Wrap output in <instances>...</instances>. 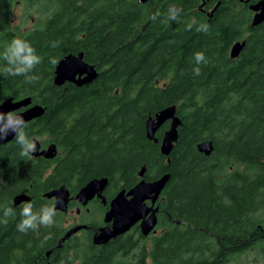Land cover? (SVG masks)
<instances>
[{"label":"trees","instance_id":"1","mask_svg":"<svg viewBox=\"0 0 264 264\" xmlns=\"http://www.w3.org/2000/svg\"><path fill=\"white\" fill-rule=\"evenodd\" d=\"M17 1L0 0V102L30 96L41 105L24 131L42 146L54 141L57 153L21 156L16 135L0 146V264H44L45 252L61 249L63 214L22 233L24 203L39 214L52 207L42 192L62 184L75 191L95 177L108 178L106 196L128 190L143 166L146 180L169 173L158 201L161 231L143 236L135 227L96 247L70 239L65 247L75 256L56 264H227L264 242V21L251 26L249 7L258 0H29L43 16L24 31L9 15ZM202 24L207 32L197 31ZM17 38L42 58L30 73L36 82L3 71V53ZM239 40L245 44L231 57ZM79 51L96 79L54 84L51 60ZM197 52L207 63H196ZM171 104L181 124L164 156L146 137L145 120ZM204 139L213 141L208 156L196 148ZM27 191L30 201L14 205ZM6 208L14 215L5 217Z\"/></svg>","mask_w":264,"mask_h":264},{"label":"water","instance_id":"2","mask_svg":"<svg viewBox=\"0 0 264 264\" xmlns=\"http://www.w3.org/2000/svg\"><path fill=\"white\" fill-rule=\"evenodd\" d=\"M144 2L145 0H141ZM208 0H203L204 4ZM218 3L215 5V7ZM250 9L254 12L251 20V26H257L264 21V0H258L251 4ZM245 44L244 40H239L233 43L230 49L231 57L238 56L239 52ZM98 71L94 64L84 60L82 51L70 53L58 60L54 69L53 82L56 85H63L66 82L75 83L76 85L87 84L96 79ZM44 108L36 103H32L30 96L20 99L13 97L5 98L0 102V112L8 113L14 112L16 115H22L26 122H29L42 115ZM164 124H168L163 131L160 139L155 135L158 129ZM181 124V119L177 114L176 105L171 104L163 107L149 115L145 120V134L149 140L158 143L160 153L168 156L178 138V126ZM16 132L11 128L4 129L3 124L0 123V137H6L0 140V146L13 139ZM39 142L35 141L36 151L35 156H43L44 158H53L57 153V146L55 143H50L46 148L39 150ZM197 150L200 153L208 156L213 151V141L211 139H204L197 143ZM169 161V159H167ZM145 167L143 166L139 173V180L130 189H120L115 196L110 200L109 209L104 213V222H110V225L100 226L98 233L94 235L93 242L98 244H106L110 239L115 238L128 232L132 226L140 221V230L142 235H148L155 232L157 225V211L156 205L160 194L165 187L169 173H165L155 179L146 180L143 175ZM108 184L107 177H95L86 182L78 189L75 198L79 203L85 205L95 195L105 202L103 190ZM47 198L53 197V206L55 210L61 212L67 211V204L70 200V191L64 184L47 190L44 194ZM31 198L26 193H19L12 199L14 205L29 201ZM149 200V204L146 202ZM82 225H75L67 229L64 234L57 241V246L62 247L63 243L70 238V236L81 229ZM50 251H47V255Z\"/></svg>","mask_w":264,"mask_h":264},{"label":"clouds","instance_id":"3","mask_svg":"<svg viewBox=\"0 0 264 264\" xmlns=\"http://www.w3.org/2000/svg\"><path fill=\"white\" fill-rule=\"evenodd\" d=\"M170 18L177 19L176 12L174 8H169ZM180 11H183L180 9ZM155 16L152 17L155 21ZM208 25L202 24L197 31H208ZM54 47L56 45H53ZM3 59L7 63V67L3 69L4 73L10 76H23L25 77V83L36 82L39 78L34 75H30L34 71L37 65L42 62V58L36 54L35 49L30 45V43L22 39H14L11 44L5 49L3 53ZM197 64L207 63L206 58L202 52H197L194 57ZM51 63L53 65L57 64L56 59H52ZM195 75H200V69H194ZM0 123L3 124L4 129L11 128L16 132V141L21 146V156L28 157L30 154L36 151L35 142L31 141L24 129L27 127V122L24 120L22 115H16L14 112L3 113L0 112ZM6 137H0V140ZM5 217L14 215L12 208H6L4 210ZM56 215L55 206L44 207L40 210V213L33 212L32 203H24L22 206L21 216L23 219L17 225L18 231L22 233H27L29 230L36 231L40 226L51 227L54 224V217ZM7 223L5 219L2 221ZM50 236H46L45 240L50 239Z\"/></svg>","mask_w":264,"mask_h":264},{"label":"flooded vegetation","instance_id":"4","mask_svg":"<svg viewBox=\"0 0 264 264\" xmlns=\"http://www.w3.org/2000/svg\"><path fill=\"white\" fill-rule=\"evenodd\" d=\"M251 12H252L251 15L253 16L254 12L252 10H251ZM50 143H55V142L54 141H48L45 146H42V144L40 143L39 144V150H42V149L46 148L47 145L50 144ZM88 181H86V182H88ZM84 184H82L80 187H82ZM108 185H109V180H108L107 186L105 187V189L102 192L103 195H104V197H105V199H106L105 202H102L101 199L95 195L85 205H82L81 203H79L78 199L75 198V194H76V192L78 191V189L80 187H78L75 191H72V190H70L67 187L69 189V191H70V200H69V202L67 204V211L66 212H61L59 210H56V212H59V213L63 214L62 215V225H63V227H65V231L67 229L75 226V225H82L84 227H82L81 229H79L78 231H76L75 233H73L70 236V238L67 239L63 243V246L62 247H58L57 246V248H61L60 250H57V251L53 252V248H52L51 250H48V251H50V253L48 255L46 254L47 252H45V255L40 259L44 264H56L53 261V260H55L56 257L61 258V257H66V256H68V257L75 256L76 250L74 248H71L72 247L71 245H68L67 247H65V243H67V241L70 240V239H73V241H78V244H81V245L89 244V245L94 246V247L103 245V244L94 243L93 242V237H94L95 234L98 233V230H99V227L100 226L110 225V222H104V219H103L104 218V213L109 209L110 200L120 190V188H119V189H117L114 192L111 191V193L108 196H106V190L108 188ZM28 192L29 191H27L25 193L28 194L29 196H31V194L28 193ZM44 193L45 192H42L41 193V197L42 198H45V199H47L49 201H51L52 206H53V200H54L53 197L52 198H47L46 196L43 195ZM158 201H159V199L156 202V205L157 206H158ZM26 202H28V201H26ZM146 202L149 204V200H147ZM20 204H18V205H20ZM93 205L94 206H97V208H99L100 213L102 214L101 215L102 216L101 221H98V220H96V219L93 218V215H92L93 214V210H92V206ZM157 213H158V211H157ZM135 227H137L138 230L141 233V230H140V221L137 222L134 226H132L131 229L128 232H126V233H130V234L136 233V231L134 230ZM64 232H63V234H64ZM157 232H158V230H157V228L155 226V232H151L148 235H144V236H150V235L155 234ZM112 239H114V238H112ZM77 260H78L77 258H75V259L72 258L73 263H75Z\"/></svg>","mask_w":264,"mask_h":264},{"label":"rangeland","instance_id":"5","mask_svg":"<svg viewBox=\"0 0 264 264\" xmlns=\"http://www.w3.org/2000/svg\"><path fill=\"white\" fill-rule=\"evenodd\" d=\"M32 3L33 2H29V0H19L11 6L9 15L11 17L12 24L14 26H18L22 31L27 30L28 27L32 26L43 16V14H39ZM92 210L93 218L101 221L102 214L100 213L99 208L93 205ZM157 230L158 232L161 231L160 228H157ZM227 264H264V242L257 244L247 253L235 256Z\"/></svg>","mask_w":264,"mask_h":264}]
</instances>
